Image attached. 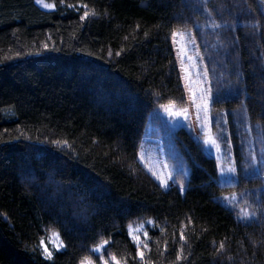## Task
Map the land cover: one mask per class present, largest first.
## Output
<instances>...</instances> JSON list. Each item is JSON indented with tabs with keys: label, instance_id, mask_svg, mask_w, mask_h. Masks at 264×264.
Listing matches in <instances>:
<instances>
[{
	"label": "trees",
	"instance_id": "1",
	"mask_svg": "<svg viewBox=\"0 0 264 264\" xmlns=\"http://www.w3.org/2000/svg\"><path fill=\"white\" fill-rule=\"evenodd\" d=\"M46 1L0 0V264H81L103 240L121 264H264V172L246 171L250 150L264 159V3ZM178 29L208 68L214 136L237 169L226 183L188 126L161 114L186 104ZM148 126L173 173L166 189L137 158ZM233 193L235 208L222 199ZM240 207L255 218L238 221ZM148 221L141 261L128 229ZM50 232L64 247L47 260Z\"/></svg>",
	"mask_w": 264,
	"mask_h": 264
},
{
	"label": "rangeland",
	"instance_id": "2",
	"mask_svg": "<svg viewBox=\"0 0 264 264\" xmlns=\"http://www.w3.org/2000/svg\"><path fill=\"white\" fill-rule=\"evenodd\" d=\"M45 2L52 4L51 2H48L46 0H45ZM42 8H44V7H42ZM45 9H51V8H45ZM175 31H177V32H188V31H190L191 35L193 37H195L192 30L178 29ZM195 42H196V46H198V42L196 40V37H195ZM171 43H172V48H173V52L175 55L176 63L178 66V70L180 73L181 81L183 84L185 96H186V104L184 107H177L173 104H168L161 109V114L163 115V117L165 119L168 120V122L171 126H176V125L181 124V123L188 126V128L200 140L201 144L203 145V147L205 148L207 153L210 156L214 157L215 160L217 161V166H218V170H219V179L218 180L223 182V183H226L228 180H232L233 175L232 174L222 175L220 169L223 168L226 170L228 167L234 166V159H233L232 154L230 153L229 149L224 150L223 147L220 145L219 141L214 136L213 127H212V120H211L212 100L209 102V105H208V107H209V121H208L206 127L203 126L201 123L197 122L196 107L192 104L193 95H195V97L197 98V103H200L199 97L201 95L202 88L210 86L208 83H199L198 82L200 79L198 74L202 73L203 67L206 66V64L204 62V59H203V61H201L200 57H198L196 55L197 49L193 45L187 43V35L185 36L184 40H182L181 37L178 35L175 38V42L173 41V38L171 36ZM182 46L184 47V53H181V51H180ZM198 51L200 53V56H202L199 46H198ZM188 56H192L193 60L189 61ZM181 63H183L186 71L181 70ZM193 64H195V66H193ZM208 81L210 82L209 74H208ZM186 85H187V87H186ZM166 108H171V110L174 112L181 111L182 109H187V113H188L187 118H185L184 116L170 115L169 112L166 111ZM200 116H201V120H203L204 113L201 112ZM209 137L211 139H214L216 141V143L219 145V151H217L216 147L213 146L211 143H208V144L205 143V140L209 139ZM139 153H143L145 156V160L143 162H141L139 155H138L137 158H138L139 162L145 168V170L157 181V183L159 185H160V182L151 174V172H149L147 170L148 167L153 168V170L156 171L157 174L161 175L163 178H167V175L170 172L172 175V179H169L167 181V183H168L169 187L171 185H173V182H174L173 173H172V170H171V168H170V166L166 160L165 151L163 148V143L161 141V138H159L157 136H153L150 132L149 126L146 128L145 133L143 135V138L141 140V144H140L138 154ZM163 163H166L168 165L167 169H164L162 167ZM146 165H147V167H146ZM162 188H164V187H162ZM140 225H143V227L140 229L139 232H136L135 230ZM131 226H132L133 233L135 235H139L142 241H145V239H146V242L148 241L147 238L144 237L143 233L145 231L147 232L148 227L152 226V223L142 222V223L134 224ZM52 233L53 232H50L44 241H45V244L47 245L48 249L53 252L54 251L53 245L48 242L49 238L52 237ZM59 239H60V237H59ZM58 242L59 241H57V243ZM106 246L107 245H105L104 248L101 250V254L104 257V260L108 261V264H114V262L110 259V253H108L106 251ZM143 249L144 248L141 247V250H143ZM92 261H93V264H103V261H101L98 258L97 254H95V259Z\"/></svg>",
	"mask_w": 264,
	"mask_h": 264
},
{
	"label": "snow or ice",
	"instance_id": "3",
	"mask_svg": "<svg viewBox=\"0 0 264 264\" xmlns=\"http://www.w3.org/2000/svg\"><path fill=\"white\" fill-rule=\"evenodd\" d=\"M35 2L37 4H39L41 7L44 8H54L55 5L54 4H50V3H46L45 0H35ZM207 2V0H205V3ZM262 3H264V0H261ZM61 3H63V0H61ZM68 7H73V5H68ZM82 7H84L85 9L87 8V5H83ZM207 11V9H206ZM92 15H96L95 12L92 13ZM212 13L209 11V16H211ZM89 16V12L87 10L84 11L83 15L80 17L81 20H84L86 17ZM211 28L213 29H217L220 28L221 25L216 23L215 20L212 21ZM255 27V26H254ZM180 36L182 40H184L185 36L187 35V43L193 45L197 50H196V55L198 57H200V60L203 61V57L200 56V53L198 51V46H196V42H195V37H193L190 33V31L188 32H177V31H172L171 36L173 38V41L175 42V38L177 36ZM237 40L239 39V37L236 38ZM45 48H47V45H44ZM52 50H56V49H52ZM181 53H184V47L182 46L180 49ZM38 54V53H37ZM111 55V53H109ZM186 54V53H185ZM117 56L120 55L119 52L116 53ZM188 60L192 61L193 57L192 56H188ZM193 66H195V64H193ZM181 70L182 71H186V69L184 68L183 63H181ZM198 76L200 77L199 79V83H208L210 85V82L208 81V68L206 66L203 67V71L202 73H199ZM187 87V85H186ZM213 99L212 96V89L210 86L208 87H204L201 90V95L199 97L200 103H197V98L195 97V95H193V99H192V104L196 107V119L198 123H201L203 126L206 127L208 121H209V102ZM166 111L169 112L170 115L173 116H184L185 118H187V109H182L181 111L178 112H174L171 110V108H166ZM203 112L204 116H203V120H201V116L200 113ZM244 116L245 119L247 118V109L246 106L244 108ZM53 144L56 145H60L61 141L58 140H53L52 141ZM205 143H211L213 146L216 147L217 151H219V145L216 143V141L214 139H211L209 137V139L205 140ZM64 145L67 144V141L63 142ZM139 158L141 160V162H143L145 160V156L143 153H139ZM249 159H250V164L247 166V169H251L252 172L251 174H258L260 172H264V159H258L256 156V153L254 150H250L249 152ZM147 167V165H146ZM162 167L164 169L168 168V165L166 163L162 164ZM149 172H151V174L160 182V186L167 188L169 187L167 181L169 179H172V175L169 172L167 175V178H163L161 175H158L156 171L153 170V168L148 167L147 169ZM221 174H232L233 176L236 175L237 169L235 166H230L228 167L226 170L221 168L220 169ZM180 192L183 193L185 191L183 184L180 185ZM242 196H246V193L241 194ZM223 201L226 202V204L228 206H230L231 208H235L238 204H240V198L233 193L231 196L228 197H223L222 198ZM243 203L245 205L248 204L247 199L243 200ZM255 212H249L247 210L246 207H240L239 208V213L237 215V220L238 221H251L252 219L255 218ZM148 223H152V221H148ZM143 227V225H140L135 231L139 232L140 229ZM129 236L131 237L132 241L135 243L136 245V255L138 257H140L141 261L144 260V252L141 250V247L147 249L148 248V244L145 241H142L139 235H135L133 233L132 230V226L129 225ZM144 237L147 238L148 237V232H144L143 233ZM54 238V239H53ZM180 240H185V236L183 234V232H181L180 234ZM57 241H59L57 243ZM49 243H51L53 245V248L55 251H59L61 248L64 247L63 241H61L59 239V233L58 232H53L52 233V237L49 238ZM109 243L108 240H103L100 244L96 245L94 248L91 249V252L93 254H97L98 258L103 261V264H108V261L104 260L103 255L101 254V250L104 248L105 245H107ZM257 243L256 241H253V244ZM40 247L43 249L42 255L45 257V259L47 260H52L53 259V252L50 251L47 247V245L45 244L44 239L42 238L40 240ZM220 248L223 249L224 248V244L221 243L220 244ZM110 259L114 262V264H121V262L119 260H117V257L115 255H111L110 254ZM176 260L179 261L181 260V253L178 251L176 254ZM81 264H93V261L90 257L85 256L82 260H81Z\"/></svg>",
	"mask_w": 264,
	"mask_h": 264
}]
</instances>
